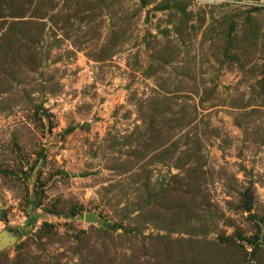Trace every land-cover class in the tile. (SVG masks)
I'll return each instance as SVG.
<instances>
[{
	"label": "rangeland",
	"instance_id": "rangeland-1",
	"mask_svg": "<svg viewBox=\"0 0 264 264\" xmlns=\"http://www.w3.org/2000/svg\"><path fill=\"white\" fill-rule=\"evenodd\" d=\"M0 264H264V0H0Z\"/></svg>",
	"mask_w": 264,
	"mask_h": 264
}]
</instances>
